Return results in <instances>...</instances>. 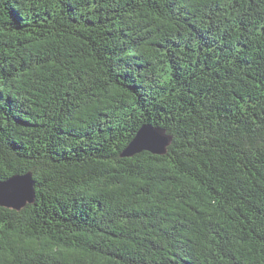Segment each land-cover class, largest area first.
I'll use <instances>...</instances> for the list:
<instances>
[{
	"label": "trees",
	"instance_id": "obj_1",
	"mask_svg": "<svg viewBox=\"0 0 264 264\" xmlns=\"http://www.w3.org/2000/svg\"><path fill=\"white\" fill-rule=\"evenodd\" d=\"M149 123L165 154L122 153ZM0 264H264V0H0Z\"/></svg>",
	"mask_w": 264,
	"mask_h": 264
},
{
	"label": "water",
	"instance_id": "obj_2",
	"mask_svg": "<svg viewBox=\"0 0 264 264\" xmlns=\"http://www.w3.org/2000/svg\"><path fill=\"white\" fill-rule=\"evenodd\" d=\"M171 141L172 136L168 135L165 129L144 123L124 150L122 156L131 157L143 151H149L153 154H165ZM0 186H2V195H0L2 206L20 210L35 200L32 173L16 174L6 180H0Z\"/></svg>",
	"mask_w": 264,
	"mask_h": 264
},
{
	"label": "snow or ice",
	"instance_id": "obj_3",
	"mask_svg": "<svg viewBox=\"0 0 264 264\" xmlns=\"http://www.w3.org/2000/svg\"><path fill=\"white\" fill-rule=\"evenodd\" d=\"M0 195H2V186H0Z\"/></svg>",
	"mask_w": 264,
	"mask_h": 264
}]
</instances>
